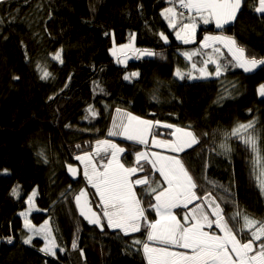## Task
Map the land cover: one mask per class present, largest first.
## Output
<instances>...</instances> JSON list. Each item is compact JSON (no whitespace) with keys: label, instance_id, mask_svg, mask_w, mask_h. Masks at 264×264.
<instances>
[{"label":"trees","instance_id":"16d2710c","mask_svg":"<svg viewBox=\"0 0 264 264\" xmlns=\"http://www.w3.org/2000/svg\"><path fill=\"white\" fill-rule=\"evenodd\" d=\"M253 3L244 0L237 19L223 29L197 19L200 28L196 42L189 44L177 41V29L170 28L161 16L165 8L172 6L168 0H5L0 4V264H148L141 248L133 244L138 235L122 236L107 227L102 206L95 207L97 196H93V210L101 216L104 231L80 216L74 202L75 194L87 185L84 165L74 159L75 155L91 151L97 139H112L126 148L121 159L132 166L134 149L144 150V146L123 137L108 136L113 112L118 108L142 119L181 128L191 126L201 143L180 155L201 185L199 194L213 190L206 176L208 181L223 186L213 191L218 197L228 198V202L220 201L226 214L239 210L264 221V196L257 179L250 175L249 154L243 146L232 141L230 159L210 151H219L223 132L251 120L257 122L264 144V96L258 94L264 84V66L244 73L234 66L224 45L215 53L213 48L218 43L209 42L208 48H201L199 43L206 35L223 34L234 37L248 57L264 58V14H257ZM160 33L168 37V43ZM130 44L139 53L147 49L157 55L137 57L123 65L113 51ZM59 49L63 50L62 64L51 59ZM198 49L200 55L191 61L181 54ZM210 55L226 65L219 77L174 78L173 73L182 65L197 77L192 63L203 67L201 61ZM37 64H46L52 77L41 80ZM207 69L215 72L210 65ZM133 72L138 75L126 81L124 76ZM100 105L110 108L105 120ZM89 106L95 116L86 112ZM156 131L171 133L173 129L157 127ZM160 138L172 139L171 135ZM77 144L81 149L76 148ZM147 150L174 155L151 144ZM41 151L47 163L37 155ZM68 165L77 167L80 184L76 189ZM149 175L151 179L159 177L154 171ZM17 187L19 195L13 196L12 190ZM33 190L40 212L31 214L30 220L36 228L49 221L56 258L38 250L43 244L40 238H34L32 246L22 242L29 233L18 227L15 216L26 210L25 201ZM87 191L95 192L90 186ZM142 206L148 209L147 199ZM204 208L209 210L207 203ZM187 211L182 207L173 209L182 223ZM146 214L149 220L155 219L154 210ZM204 230L218 233L215 228ZM139 233L144 235L146 228ZM7 237L13 238L12 244L6 242ZM74 239L76 249L72 248ZM60 248L65 251L60 252Z\"/></svg>","mask_w":264,"mask_h":264},{"label":"snow or ice","instance_id":"6c2138e0","mask_svg":"<svg viewBox=\"0 0 264 264\" xmlns=\"http://www.w3.org/2000/svg\"><path fill=\"white\" fill-rule=\"evenodd\" d=\"M4 2L5 0H0V4ZM168 2L172 6L165 8L161 16L168 21L170 28L175 30L179 25V30L175 32L176 38L184 44H189L196 42L197 19L204 24L214 20L217 29H223L225 25L237 19L244 0H168ZM253 8L257 14H264V0H254ZM185 20L187 22H184ZM160 38L168 43V37L164 33H160ZM209 42L221 43L228 48L235 61L234 66L243 68L246 73L264 66V58L248 57L246 49L239 46L234 37L223 34L206 35L199 42L200 47H210ZM62 51L59 49L52 53L51 59L62 64ZM142 51L147 56L157 55L147 49ZM213 52L219 53L220 49L213 48ZM181 54L188 61H191L193 56L200 55L199 50ZM201 63L203 67H198L196 62L192 63V69L200 73L199 78L212 75L219 77L226 68V65L218 63L217 59L211 55ZM210 63L216 65L214 73L207 69ZM36 67L41 73V80L52 77L46 64H37ZM137 75L138 73L133 72L125 75L124 79L130 81L131 77ZM173 75L179 80L198 78L180 68H177ZM13 79H19V77H13ZM96 86L99 87L98 84ZM100 91L102 92L103 89L101 88ZM258 94L264 96V84L260 85ZM223 98L226 97L222 96L221 99ZM52 99L54 97H49V100ZM152 99L156 101L157 97L153 95ZM116 111L122 112L119 108ZM86 112L96 115L92 106H89ZM123 117H126V121L122 118L119 123L115 118L113 119V127L109 129L108 136L123 137L134 145L144 146V150L134 149L132 166L126 165L121 159L120 154L125 153L126 148L108 139H97L96 147L91 151L75 155L74 159L81 161L84 165L83 175L87 182L86 187L81 188L74 196L79 215L89 224L96 225L104 231L101 216L93 210V196H98L99 201L95 202V207L102 206L103 218L106 219L109 229H120L128 235L129 232H139L142 227L146 228L147 241L156 245H165L164 247L151 246L147 242L133 240V244L142 245L148 264H264V221H258L239 210L233 211L230 215L226 214L220 201L228 202V198L218 197L213 191L223 186L208 181L206 176L204 179L206 183L212 184L213 190L206 191L203 196L199 194L198 189L201 185L198 184L196 177L180 155L201 143V137L191 126L181 128L170 123L142 119L129 112H123ZM256 123L255 120H251L246 124L233 126L231 131L223 132L222 140L217 146L219 151L216 149H210V151H216L217 155H225L230 159L233 151L231 142H239L243 150L249 154L250 175L257 179L261 195L264 196V179H262L264 177V144ZM157 127L174 129V131L162 133L156 131ZM165 135H171L172 139L160 138ZM149 144L154 149H164L174 155H164L157 151L149 153L147 151ZM76 148L81 149V145L77 144ZM102 152L105 155L102 156ZM37 155L43 158L45 163L48 162L43 151ZM96 158H99V162ZM207 166L206 162L205 169ZM68 170L75 178L76 169L68 165ZM152 171L158 172L159 177L151 179L149 173ZM140 173L144 175H138ZM5 174H7L6 170ZM87 186L95 189V192L87 191ZM137 186H143L139 192L136 190ZM224 191L227 192L228 189ZM35 194L33 190L32 195H29L25 201L30 206ZM12 195H19L18 187L12 190ZM146 199L148 208L155 211L156 219L149 220L146 214L147 209L142 206ZM152 200L155 203H152ZM194 201H201V203H195L192 208H189ZM205 203L210 209L211 217L215 219L210 218L208 211L204 208ZM180 207L188 210L184 215L183 223L178 219V214L173 212V209ZM189 213H191V220H189ZM20 215L26 214L21 212ZM48 224L49 221L45 220L44 224L36 228L31 221L25 220V228L29 234L22 242L24 245L32 246L34 237L43 234L45 245L38 250L45 256L56 258L57 253L53 250L56 244L49 236V229L46 227ZM213 225L219 233L204 230L212 229ZM246 236L250 238L245 239ZM6 242L12 244L13 238L7 237ZM167 245L190 250V254L171 251L166 247ZM72 248H77L76 239L73 240ZM59 250L65 251L63 248ZM83 254L81 250V255Z\"/></svg>","mask_w":264,"mask_h":264},{"label":"rangeland","instance_id":"374dc122","mask_svg":"<svg viewBox=\"0 0 264 264\" xmlns=\"http://www.w3.org/2000/svg\"><path fill=\"white\" fill-rule=\"evenodd\" d=\"M232 24V23H231ZM228 25H230V24H228ZM199 26L197 25V27H196V33H198V30H199ZM214 44H216V43H214ZM193 50H195V49H193ZM198 50H200L201 51V49H198ZM202 50H204V49H202ZM225 51H227L228 53H229V51H228V48H227V50H225ZM230 54V53H229ZM150 58H152V56L150 57ZM209 65V64H208ZM207 65V66H208ZM210 67L212 68V69H214V71H215V68H216V66H215V64H211L210 63ZM180 69H182L183 71H185V72H189L190 71V69H189V67L187 66H184V65H182V66H180L179 67ZM240 68V67H239ZM243 72H244V70H243V68H240ZM208 70H211V69H208ZM176 71V70H175ZM255 71V70H254ZM253 72V71H252ZM214 73V72H213ZM244 73H246V72H244ZM249 73V72H248ZM251 73V72H250ZM217 76H215V75H212V76H210V77H207V78H204L203 80H206V79H210V78H212V79H214V78H216ZM175 78V77H174ZM175 79H177V78H175ZM132 80V79H131ZM130 80V81H131ZM260 96V95H259ZM261 97V96H260ZM100 109H101V111H102V113H103V115H104V120H105V118H106V115H108V112H109V107L107 106V105H100ZM123 112L124 111H122V112H117L116 110L113 112V117H112V119H114L115 118V120H116V122L117 123H119L120 122V120L123 118L125 121H126V117H123ZM173 131H174V129H173ZM113 138H119L120 136H112ZM172 137V136H171ZM111 141L113 142V140L111 139ZM113 143H116V142H113ZM117 144L119 145V143L117 142ZM120 146V145H119ZM121 147H123V146H121ZM109 151H111V150H109ZM148 151V150H147ZM151 151H153V150H149L148 152L150 153ZM101 155L103 156L104 155V153L102 152L101 153ZM120 155H122V154H120ZM262 179H264V177H262ZM77 182V185H74V187H75V189L78 187V184H80L79 183V181L77 180L76 181ZM166 186V185H165ZM95 190V189H94ZM33 193V192H32ZM32 193H31V195H32ZM35 193H36V191H35ZM98 197V196H97ZM37 198V193L35 194V196H34V198H33V203H32V205L30 206L29 204H27L26 203V210L24 211V213L26 214L25 216H21L20 214H18V215H16L15 216V219H16V224L18 225V227L20 228V229H22V230H25L26 232H28L27 231V229L25 228V220H28V221H31L30 220V215L31 214H33V213H37V212H40V211H38L37 210V208H36V206H35V203H34V201H35V199ZM99 198V197H98ZM154 201V200H153ZM195 202V201H194ZM194 202H193V204H191V205H194ZM82 203H83V200H82ZM154 203H155V201H154ZM190 206V205H189ZM147 211H151L152 213H153V210L152 209H150V208H148L147 209ZM96 212V211H95ZM42 213H45V212H42ZM208 213H209V216H210V218L211 219H215V217H211V212H210V209L208 210ZM154 215H155V219H156V214H155V211H154ZM189 220H191V213H189ZM87 221V220H86ZM88 222V221H87ZM32 223V222H31ZM106 223H107V221H106ZM44 224V223H43ZM33 225V224H32ZM42 225V224H41ZM96 226V225H95ZM48 229H49V236H50V238H51V240H53V237H52V235H51V232H50V228H49V225H47L46 226ZM213 228H215V226L213 225ZM111 230H116L120 235H122V236H127V235H125L120 229H111ZM217 231H218V233H219V230L217 229ZM132 234V235H131ZM139 234H141V233H139V232H129V236L130 237H132V236H134V235H138V236H134V238H136L135 240H141V241H143V242H147V243H149L150 245L153 243V242H149V241H147V232L143 235H139ZM34 238H40V239H42L43 240V244H42V247L45 245V241H44V239H43V234H41L40 236H36V237H34ZM54 241V240H53ZM137 246V245H136ZM167 247L169 248V250H171L172 251V249H175L176 248V250L177 251H180L181 252V249L182 248H177V247H175V246H173V245H167ZM140 248H141V250L143 251V247H142V245H138V249L140 250ZM55 249H56V247L53 249L54 251H55ZM139 252V251H138ZM182 252H186V253H188V254H190V250H187V249H183L182 250ZM143 255L145 256V254H144V251H143Z\"/></svg>","mask_w":264,"mask_h":264},{"label":"crops","instance_id":"0c3cea01","mask_svg":"<svg viewBox=\"0 0 264 264\" xmlns=\"http://www.w3.org/2000/svg\"><path fill=\"white\" fill-rule=\"evenodd\" d=\"M210 23H213L215 26V21L212 20ZM177 30H179V28H177ZM176 30V31H177ZM175 39L179 42H182L181 40H178L176 38V34H175ZM219 45L216 46V48H219L220 51L223 49L222 46L223 44L218 43ZM224 49H227L226 47H224ZM114 57L121 63V64H126L127 62L134 60V58H150L151 56H147L144 55L143 53H139L137 49L134 48V46L132 44L128 45V46H120L118 48H116L114 51ZM210 65V64H209ZM208 65V66H209ZM216 66V65H215ZM196 76L198 77V80H203L204 78H199L200 77V73L197 71L196 72Z\"/></svg>","mask_w":264,"mask_h":264},{"label":"water","instance_id":"95a60500","mask_svg":"<svg viewBox=\"0 0 264 264\" xmlns=\"http://www.w3.org/2000/svg\"><path fill=\"white\" fill-rule=\"evenodd\" d=\"M74 168L76 169L75 178H74L73 174H71V173L69 172V170H68V174L70 175V177H71L74 181H76L77 178H78V170H77V167H74Z\"/></svg>","mask_w":264,"mask_h":264},{"label":"clouds","instance_id":"9594fccd","mask_svg":"<svg viewBox=\"0 0 264 264\" xmlns=\"http://www.w3.org/2000/svg\"><path fill=\"white\" fill-rule=\"evenodd\" d=\"M77 181V180H76ZM34 226V225H33ZM25 231V230H24Z\"/></svg>","mask_w":264,"mask_h":264}]
</instances>
